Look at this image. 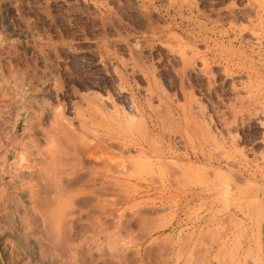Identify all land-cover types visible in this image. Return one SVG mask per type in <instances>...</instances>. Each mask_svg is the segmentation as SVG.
Listing matches in <instances>:
<instances>
[{
    "label": "rangeland",
    "instance_id": "374dc122",
    "mask_svg": "<svg viewBox=\"0 0 264 264\" xmlns=\"http://www.w3.org/2000/svg\"><path fill=\"white\" fill-rule=\"evenodd\" d=\"M263 31L264 0H0V264H264Z\"/></svg>",
    "mask_w": 264,
    "mask_h": 264
},
{
    "label": "bare ground",
    "instance_id": "6f19581e",
    "mask_svg": "<svg viewBox=\"0 0 264 264\" xmlns=\"http://www.w3.org/2000/svg\"><path fill=\"white\" fill-rule=\"evenodd\" d=\"M253 37L256 43L258 44L263 43L264 42V31L263 33H255ZM172 57L177 58L182 61L186 60V55L184 53L172 54ZM196 70L199 71L198 73L200 74L201 77L208 79V77L204 73H202L200 69L192 68V71H196ZM254 91L256 93H260L258 95H260L261 100H259L258 98L257 104L253 106V110H260V111H257L253 117L251 115H248L245 118V116L241 115L239 119L240 120L246 119L247 122L254 121L258 125V127L262 128V130L264 131V83H258L255 86L254 90H247L246 91L247 96L249 97L250 95L254 94L253 93ZM129 110L131 114L137 113L135 111L137 109L134 108L132 105L129 107ZM245 162L247 163L246 159H245Z\"/></svg>",
    "mask_w": 264,
    "mask_h": 264
}]
</instances>
